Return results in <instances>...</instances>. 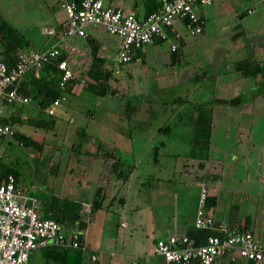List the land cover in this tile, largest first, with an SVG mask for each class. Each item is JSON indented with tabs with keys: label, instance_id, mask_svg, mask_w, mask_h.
Here are the masks:
<instances>
[{
	"label": "rangeland",
	"instance_id": "rangeland-1",
	"mask_svg": "<svg viewBox=\"0 0 264 264\" xmlns=\"http://www.w3.org/2000/svg\"><path fill=\"white\" fill-rule=\"evenodd\" d=\"M213 1V5L198 8L199 15L207 20L206 32L200 34L202 37L186 34L190 46L179 51L181 61L174 60L169 43L136 50L135 60L126 65L115 63L117 50L110 51L106 56L115 69L118 95L99 98L78 81L69 85L66 101L55 117L37 110L38 100L24 106V126L15 129L45 142L43 152L22 146L13 135L0 137V173L9 168L15 170L19 186L41 200L45 211L54 209L60 213L67 204L69 207L71 202H78L74 194L79 192L72 183L79 184L83 177L91 184L86 190L89 195L91 192V200L95 196L94 185L104 186L110 181L104 208L87 215L88 225L83 232L95 247L116 237L117 253L125 252L129 264L136 259L145 263L137 256L136 244L151 248L156 239L164 237L150 231L153 212L195 226L203 180L196 182L198 170L207 174L208 166L214 164L222 172L218 181L208 179L209 191L218 196V205L212 208L217 220L229 224L245 217L248 211L257 215L262 204L259 196L264 193V81L256 84L255 92L243 89L244 83L238 80L232 63L238 54L231 46L236 43L232 36L241 25L249 33L243 34L238 47L247 46L245 57L254 53L259 59L264 58V0ZM250 10L254 13L250 14ZM0 19L19 29L30 49L40 51L57 43V37L44 33L45 28L60 29L67 16L60 0H0ZM88 30L96 36L105 34L101 28ZM183 31L188 32L186 27ZM199 39L206 41L211 57L200 47ZM254 45L259 46L256 52ZM227 47L232 50V60L227 57ZM157 53L166 56L162 61L156 60ZM143 56L145 62L138 60ZM223 60L228 65L223 69L216 67ZM196 73V79L181 89L180 81ZM201 114L206 119L210 117L213 124H199ZM35 116L54 119V132L35 128L29 121ZM102 138L104 147L118 148L119 158L136 166L128 182L115 185L114 179L109 180L111 163L98 157ZM204 158L207 160L201 167ZM189 168L192 173L187 172ZM121 198L127 202L125 208ZM90 204H84L83 212L86 206L91 208ZM206 214H210L207 209ZM146 216L147 224L140 225ZM92 218L94 221L90 222ZM123 220L128 221L129 228L119 227ZM73 227V221L68 219L63 225L64 233ZM247 262L239 259V264ZM31 264H43L42 250L36 251ZM86 264L97 263L88 259Z\"/></svg>",
	"mask_w": 264,
	"mask_h": 264
},
{
	"label": "built area",
	"instance_id": "built-area-1",
	"mask_svg": "<svg viewBox=\"0 0 264 264\" xmlns=\"http://www.w3.org/2000/svg\"><path fill=\"white\" fill-rule=\"evenodd\" d=\"M160 9L145 19H140L136 12L120 8H110L104 0H60L67 19L63 24L62 37L65 41L74 38L88 37L91 26L103 28L107 34L118 39V50L114 62L126 65L132 62L136 50L154 46L159 41L171 39V33L177 39L181 35L176 31V22L181 20L188 32L198 36L204 31V20L198 8L210 6L213 0H161ZM54 35L55 31H47ZM173 51L178 45H172ZM63 46L46 52L20 51L15 67L0 61V106L5 102L29 105L32 99L18 92L16 85L28 72L40 76L41 70L58 58ZM76 47L70 46L67 52H75ZM62 73V90H66L75 79L73 69L67 60L58 64ZM66 100V96L57 99L48 110L55 116L58 108ZM3 113L0 107V114ZM11 126L0 124V137L15 135ZM2 156L0 155V159ZM201 185V201L195 227L198 230H212L219 234L211 235L202 245L187 235H171L159 239L155 254L162 257L166 264H215L223 257L236 261L237 257L256 264H264V241L259 240L251 232L233 233L224 225H220L213 217L206 214L207 200L210 196L209 185L203 180ZM41 202L26 194L16 183V178L9 175L0 180V264H31L32 255L48 247H60L69 250L87 251L83 243V233L73 230L67 234L63 226L51 214L43 217L40 213ZM85 211L90 214L91 208ZM126 223L123 224L126 227ZM98 260L97 255L92 256ZM133 264H139L135 262Z\"/></svg>",
	"mask_w": 264,
	"mask_h": 264
},
{
	"label": "trees",
	"instance_id": "trees-1",
	"mask_svg": "<svg viewBox=\"0 0 264 264\" xmlns=\"http://www.w3.org/2000/svg\"><path fill=\"white\" fill-rule=\"evenodd\" d=\"M139 6V2L136 3ZM145 6L148 9V15L158 11L162 6L161 0H146ZM63 32V31H62ZM76 39V38H74ZM73 40V39H72ZM0 42L2 45V51L0 50V61L5 62L9 68L16 66L19 58L20 51H31L30 43L25 38L23 33L10 25L6 20L0 19ZM77 50L75 52H67L66 49L70 46L76 47L71 44V40L65 41L61 36L60 43L58 47L63 46L65 50L62 51L61 55L53 60L51 64H47L40 72V76L37 77L35 72H28L24 78L16 85V89L22 95L31 98L33 101L38 100L40 105V111L48 113V110L53 106L54 102L66 96V92L69 91V85L73 82L82 81L85 83V88L88 89L93 95H96L99 98H105L109 95H118L119 89L114 85V79L116 78L115 69L110 67L108 58L103 56L101 50L103 48V42L89 34L86 38H81L80 42H76ZM56 47V48H58ZM35 51V50H32ZM49 50H40L36 52H46ZM179 49L174 53V60L178 62L182 60V56H179ZM64 60H67L70 64V67L75 69V79L70 82L66 90H62V73L58 68V64ZM133 62V60H132ZM264 60L259 59L255 55H250L248 58L239 61L236 63V71L238 76L241 79H252L257 80L261 77H264ZM66 101V100H65ZM64 101V102H65ZM63 102V103H64ZM62 103V105H63ZM26 106L20 103H9L5 102L1 104L0 107L11 108V115L4 116L0 114V124L5 126H24V110L23 107ZM57 114V112H56ZM55 114V116H56ZM51 116V117H55ZM209 116V115H208ZM206 119L203 114H201L199 119V124H207L211 126L213 124L212 119L207 117ZM29 121L37 129L43 131H53L55 130L56 121L54 119L49 120L46 118L39 117H30ZM168 129H163L162 131H168ZM4 137V136H2ZM15 139L26 148H33L39 152L44 151L45 142L38 141L31 135L22 133L21 131H16L14 135ZM209 138V137H208ZM76 148L72 149L71 152H74ZM159 147L156 148V160L159 161ZM118 148L116 149H107L102 144L99 147L98 157H102L107 162L111 163V168L109 171L111 179L115 181L128 182L132 174L136 170V166L133 164H128L124 162L118 155ZM195 158V157H193ZM209 159V157H207ZM202 159L203 162L204 160ZM188 167V166H186ZM201 167H204V163H201ZM9 175H13L16 178V183L19 185V177L15 170L12 168L6 169L3 174L0 173V180L6 179ZM205 180L215 179L216 176L207 175L204 176ZM108 195V188H98L94 196L93 201L91 202V213L86 214L83 212L84 204L81 202H71L62 209L60 213L53 211V217L61 225H65L68 219L72 220L74 223L73 230L79 228L81 232L86 227L84 222L85 218L88 216L94 215L99 210L104 208V201ZM217 197L209 196L207 200V208L212 209L217 205ZM121 202H124V198L120 199ZM67 212L71 214H67ZM239 220V219H238ZM237 219L233 220V223L238 221ZM235 225V224H234ZM72 230V229H71ZM72 230V231H73ZM236 233V229L232 231ZM219 233L212 230H198L192 229L187 233V236L196 240L197 244L202 245L206 242L207 238L211 235H217ZM42 256L47 264H83L84 252L82 250H69L60 247H48L42 249ZM33 258V257H32ZM250 264H256L250 262Z\"/></svg>",
	"mask_w": 264,
	"mask_h": 264
},
{
	"label": "crops",
	"instance_id": "crops-1",
	"mask_svg": "<svg viewBox=\"0 0 264 264\" xmlns=\"http://www.w3.org/2000/svg\"><path fill=\"white\" fill-rule=\"evenodd\" d=\"M104 1H105V4L108 5L110 8H120V9H123V10L128 11V12L129 11L136 12L140 19H145L147 16H149L148 15V9L146 8V6L144 4L146 0H117L115 2H114V0H104ZM137 1L139 2V6L136 4ZM213 4H214V1H213ZM249 13L250 14L254 13V10H250ZM200 17L205 22L204 31H203V34H202V35H204L205 32H206L207 20H206L205 16H201L200 15ZM63 24H64V22L61 23L60 29H55V28H51V27L50 28H45V30H44L45 34L50 35V34L47 33V31L51 30V31H55L56 32V34L51 35V36L57 37V43L54 46H52V47H50L48 49H45V50H50V49L58 47V44L60 43V39H61V36H62ZM91 27L94 28V29L95 28H100V27H95V26H91ZM184 28H185V26L183 25V22L181 20H178L176 22V31H177V33H179L181 35V39H177L175 37V34L170 32L171 33V35H170L171 39L170 40L159 41L158 43H156L152 47H160V46H163V45L169 43V45L171 47V51L174 52L173 49H172V45L174 43H176L178 45V49L179 50L184 49L187 46H190L189 43H188V40L186 38V34H189V35H191V34L189 32L183 31ZM237 28H239L240 30L237 33L233 34V36H232V38L235 40L236 43H235L234 46H231L232 49H235L237 54H238V59H234L232 61V63H234V67L235 68H236V63L237 62L242 61V60H244V59L249 57V56L245 57V51H247V46L246 47H238V45L240 43L239 41L241 40L243 34L244 35H248L249 32L246 31L244 29V27L242 28L241 25L238 26ZM101 29H103V28H101ZM103 31H105V30L103 29ZM88 33L92 34L89 30H88ZM92 35L95 36L96 38L100 39L103 42L104 45H103V48L101 50V53L103 54V56H106L110 51L118 50V43H119L118 39L113 37V36H110L109 34L106 33V31H105L104 35H99V36H96L94 34H92ZM202 35L201 36L198 35V36L202 37ZM191 36H193V35H191ZM198 36H196V37H198ZM77 40H78V42H80L81 38H76V39L71 40V44L76 46L75 44H76ZM199 40H200L199 41L200 47L205 48L207 54H209V52L207 51L209 46L206 44V41L204 39H199ZM258 47H259L258 45H256V46L254 45V50H255L254 52L259 50ZM76 48H77V46H76ZM231 54H232L231 48L227 47V55H228L227 57H229L232 60ZM252 54L254 55V53H252ZM162 55H164V56H162ZM162 55L160 53H157V55H155V59L158 58L159 60L162 61V59L165 58V56H166L165 54H162ZM208 56L211 57V54H209ZM263 56H264V54H263ZM143 57L142 58L139 57L138 60H142L143 62H145L146 58L145 57L143 58ZM158 59H156V60H158ZM134 60H135V57L133 58V61ZM262 60H264V58ZM171 62H172V60H171ZM223 62L224 63L219 61L218 64H216V67H219L221 69L225 68L228 64H226V62L224 60H223ZM183 69L185 70L186 67H184ZM193 73H194V71L192 72V74ZM197 74L198 73L194 74V77L187 76L186 78L183 79V81H180L181 82L180 88L181 89L185 88L188 83H190L191 81H194L196 79L195 76H197ZM237 77H238V80L241 81V83L242 82L244 83V88L243 89H245L246 92H249V91L255 92V91H257V87L258 86H256V84H258L260 81L261 82L264 81V77H261L260 79H257L256 81L250 82L249 80H252V79H241L238 76V73H237ZM169 81H166V83L168 84ZM174 85H176V84H174ZM177 85L179 86V83H177ZM36 109L40 110V105L39 104L36 106ZM2 110H3L2 115H4V116H7V115L9 116L12 113V111L10 109L7 110V107H2ZM7 111H10V112H7ZM15 130H17V129H15ZM19 131H21L22 133H25L27 135H31V134H28L24 130H19ZM120 135H123V134L120 133ZM35 136H33V137L36 139ZM115 140H117V139H115ZM101 142H102L101 144H104L103 138L101 139ZM201 163H205V162L201 161ZM208 169H209L208 170L209 173H207V174L211 175V176L213 174H215V176H216L215 179L218 181V179L220 178L222 172L219 173L218 170H217L216 165H214V164H213V166L212 165H210V167L208 166ZM187 172L192 173L190 171V168H189V170ZM203 172L204 171H199V170H198V172H195L196 173L195 176L197 178V179H195L196 182H198L199 179L205 180V177H203V176L204 175L207 176V174L206 173L203 174ZM110 178L111 177H110V174H109V180H110ZM206 181L209 184V180H206ZM85 182L86 181H84V177H83V180L80 181L79 184L77 182L72 183V185L76 184L75 187H76L77 191L79 192L77 194H74V197H75V199H77L78 202H81L83 204H90V202L93 201L94 197H92V200H91L90 199L91 198V192H90V195H89V192L86 193V190L89 191L91 184L86 182L87 183V187H85V186H83V183H85ZM109 182L110 181H108V183H106V185H104V186L102 184L101 185L100 184L94 185L96 187L95 194H96L97 189L100 188V187L103 188V187L107 186V188H108ZM263 183H264V178H263ZM117 184H120V181H115V185H117ZM263 194L264 193H260V196H259V198L261 199L262 204H259V212L257 213V215L256 214L253 215V214L250 213L251 211H248V213H246L245 217H242L236 223H233V221H231L229 224H226V223L221 222L220 220H217L215 218V210L214 209H210L209 210L207 208V211H210V214L208 216L209 217H213L220 225H224L225 227H227L231 231L236 229V231H238V232H241V231L251 232V233H253L255 235V237L257 239L264 241V195ZM210 195L211 196H216L217 199H218L217 194H213L212 190L210 192ZM30 196H32V195L30 194ZM107 197H108V195H107ZM107 197H106L105 201L107 200ZM35 198H37V197H35ZM39 201L41 202L40 213L42 214V216L43 217H49L51 214L53 215L52 209H48V211H45L42 208L43 207L42 206L43 202L41 200H39ZM105 201H104V204H105ZM124 201H125V199H124ZM122 205L125 208L127 206V202H122ZM217 205H218V200H217ZM235 207H237V206H235ZM199 208H200V205H199ZM198 211H196L197 213H196V216L194 218L195 219V224H196V220H197V217H198ZM85 213L88 214L86 211H85ZM144 220H145V222H144ZM173 220H171L169 218H166L163 215L162 216L161 215L156 216L154 214V212L151 214L150 222H149V224H150L149 228H150L151 233L155 234L156 236L157 235H162L164 237H159L158 239H156L154 247H151V248H150V246L148 248L147 246L145 247V245L136 244V245H138L137 246V249H138V251H137L138 255L137 256L138 257L140 256L141 260H144L145 263H142L140 260L136 259V260L132 261L131 264H133L135 262H138L139 264H166L165 260L162 257H160V256L155 254V247H156L157 241L159 239L167 238V237H169L171 235H175V234L180 235V236L187 235V233L190 230L196 228L195 226L193 227L192 225H189L187 221H184V222L181 223L178 220L177 217L174 218ZM93 221H94V219L92 218L90 222H93ZM147 221H148V218L146 216V219H143V220L140 221V225L147 224ZM84 222L86 223V226H87L88 225V219L85 218ZM124 223L127 224L126 227L123 226ZM106 226L107 225H105V227ZM135 226H137V223H135ZM119 227L124 228V229L129 228L128 221L127 220L121 221ZM78 229L79 228H75L74 230H78ZM85 229H87V228H85ZM72 230L71 229L68 230V233L71 232ZM85 232H87V231H85ZM82 233H83V243L88 248V250L84 252L83 264H86V260H88V259H91L93 261V259H92L93 255H97L98 256V260L95 261L97 264H129L128 263L129 258H128V255L125 252H121L119 254L117 253V250H116V247H115V245H117L116 237L112 236L110 239H108L106 241H102V243L98 245L100 247H95V246H93L92 244H90L87 241V239L85 237L86 235L84 234L83 231H82ZM138 243H140V242H138ZM98 252H100V255H99ZM34 254L32 255V257L34 256ZM239 259H242V258L237 257L236 261H232V259L230 257H223V258L218 259L215 264H239ZM241 261L243 262L244 260H240V263H242ZM43 264H47L45 262L44 258H43ZM243 264H245V263H243ZM247 264H250V262H247Z\"/></svg>",
	"mask_w": 264,
	"mask_h": 264
}]
</instances>
